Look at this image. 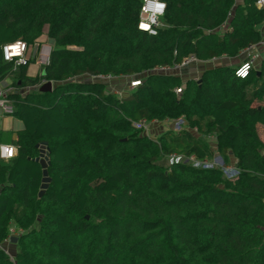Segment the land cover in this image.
<instances>
[{"label": "trees", "instance_id": "trees-1", "mask_svg": "<svg viewBox=\"0 0 264 264\" xmlns=\"http://www.w3.org/2000/svg\"><path fill=\"white\" fill-rule=\"evenodd\" d=\"M162 1L153 36L138 29L141 0H0V46H32L45 27L55 43L40 75L27 77L29 65L14 72L11 114L25 128L16 156L0 161V264H264V104L254 105L264 57L246 78L223 65L183 88L179 75L149 74L122 97L91 79L141 75L190 55L233 58L262 40L256 0ZM13 71L0 50V81ZM48 81L57 84L51 92H18ZM181 116L186 129L157 139L136 126ZM193 128L216 138L225 165L235 159L236 178L160 163L214 158ZM43 142L51 182L40 196L34 158ZM13 227L21 232L12 258L3 246Z\"/></svg>", "mask_w": 264, "mask_h": 264}, {"label": "built area", "instance_id": "built-area-1", "mask_svg": "<svg viewBox=\"0 0 264 264\" xmlns=\"http://www.w3.org/2000/svg\"><path fill=\"white\" fill-rule=\"evenodd\" d=\"M255 4L258 8L264 9V0H256ZM166 10V4L162 0H141V9L139 14V23H138V29L144 32H147L149 35H157L158 28L161 25V19L165 14ZM224 27V25L222 26ZM261 44L264 46V41L261 42ZM255 46V45H254ZM254 46H250L241 52L244 55V59L241 61V63L236 67L235 74L238 77L246 78L251 70L255 69L259 63V61L264 57V50L262 53L256 52L253 50ZM2 58L5 62H9L13 65V70L16 71L19 68L23 66H28L30 64L31 57L29 55V45L22 41L17 40L15 42L6 43L0 46ZM240 52V53H241ZM202 62L198 60L194 55H190L182 60L181 63L169 65V66H158L155 67L149 71H147L148 74H176L180 69H183L184 67H188L191 64ZM248 66L245 69V66ZM113 76H97L93 77L95 81H104L106 79H110ZM141 83V80H133L131 81L130 86L136 87ZM182 89H176V92H181ZM9 91L6 92H0V107L5 109L7 112L12 111V107L10 106L11 101L9 99ZM10 107V109H9ZM155 121H147L145 119L140 120L136 123V126L139 128H142L143 132L146 135H149V126L153 124ZM174 132H179L182 129L187 128V121L186 119L181 116L174 120ZM193 132H198L197 128L192 129ZM13 149V152L11 155L8 154L7 149ZM17 149L14 146L11 145H0V158L3 160H9L16 156ZM171 158L172 164L180 163V162H194L192 166L196 168H206L210 169L213 167L219 168L218 165L210 164L209 161H201L198 160L195 156H190L188 158L182 156L173 154L169 156ZM171 164V165H172ZM224 166V165H222ZM223 170V168H221ZM225 170H223L224 172ZM225 173V172H224ZM234 177H230V179H233ZM11 234L9 239L10 241L11 237L19 236L20 230H16L14 227L11 228Z\"/></svg>", "mask_w": 264, "mask_h": 264}, {"label": "rangeland", "instance_id": "rangeland-1", "mask_svg": "<svg viewBox=\"0 0 264 264\" xmlns=\"http://www.w3.org/2000/svg\"><path fill=\"white\" fill-rule=\"evenodd\" d=\"M54 44H55L54 41L52 39H50V37L48 35V27H45L44 28V34L42 35V37L39 39V41L36 44H34L33 46H29V49L31 50V52H36V54H37L36 56H37V58H39V55H40L41 51L43 50L42 49L43 46H45V47L50 46L51 48H53ZM50 54H51V52H49L48 59L50 58ZM232 60H234V59H232ZM44 61H43V64L40 66L39 75L41 74L43 67L47 63V61H46L44 64ZM224 62H226V61H223V60L220 61V59L219 60L214 59L211 61L194 63L188 67H184L183 69H180L175 75H179L182 78L184 85L186 86V82L188 80L194 79V80L201 81L202 74L205 70L215 68L217 66H223L222 64H224ZM30 63H31V61H30ZM237 64H239V62ZM237 64H233V66H237ZM29 66H30V64H29ZM14 72L15 71H13L12 73H14ZM147 75H149V74L147 72H145L141 75H134V76H119V77L113 76L112 78L106 79L103 82L106 84L107 90L110 93H113V94H116V95L122 97V96L128 95L133 90L134 87L132 88V86H130L131 81H133V80L143 81ZM84 78L87 79V77H84ZM91 79L94 80L93 78H91ZM16 80L17 79L15 78L13 80V82H15ZM56 85H57L56 83H53L54 87ZM13 87L16 88L14 85H13ZM181 92H177V93L179 95H181ZM23 94H24V91H23ZM173 128H174V122H172V120H166V121H162V122L155 121L153 124H151L149 126V134L154 139H157L162 134H164L166 132L173 131ZM258 134L260 137L262 136L264 138V130L259 131ZM193 135L196 138H202L203 141L205 142V144L213 151L214 158L212 160H210L208 163L218 165L219 168H223V170H225L224 175L226 178H230V177L236 178L238 176V170H237L235 164L232 163L229 165H225L223 160L221 161L219 159L220 156L217 154V145H216V138L215 137H213V136L200 137V134L197 132H193ZM262 142L264 143V139ZM1 160H0L1 162L7 161V160H3V159H1ZM160 163L162 165H164L165 167L166 166L168 167L172 164L171 158L170 157L164 158L161 160ZM187 163H190L191 165L194 164V162H191V161H188ZM222 165H224V166H222ZM15 237H17V236H15ZM3 247L10 254V256L13 258L14 255L16 254L15 243H13L10 240V241L6 242V244Z\"/></svg>", "mask_w": 264, "mask_h": 264}, {"label": "crops", "instance_id": "crops-1", "mask_svg": "<svg viewBox=\"0 0 264 264\" xmlns=\"http://www.w3.org/2000/svg\"><path fill=\"white\" fill-rule=\"evenodd\" d=\"M236 1L238 4L243 3V0H236ZM259 30L262 36L261 42H263L264 41V22L259 26ZM261 42L254 46L253 48L254 51L256 52L258 51L260 53L263 52L264 46L261 44ZM42 49L43 50L41 51L39 58H37L36 52H31V50L29 51V55L31 57V60H30L31 63H30V66H28L26 70L27 77L38 76L40 73V66L43 64V61L45 60L44 64L46 61L48 63L49 52H51L52 48L50 46H47V47L43 46ZM242 53L243 52H241L238 56L233 57V58L224 56V57H220L217 59L218 60L220 59V61L222 60L226 61L222 65L232 66L233 64H237L238 62L239 64L241 63V61L244 59V55ZM261 60L259 61L258 65L260 64ZM202 62H206V61H202ZM239 64H237V66ZM15 78H16L15 74L10 73V75H8L2 81H0V92H6V91L15 92L16 88L13 87L14 85L13 80ZM39 87H40L39 85L24 87V88H21V90H18V92L23 95V91H24V94H26L28 92L35 91L37 89L39 90ZM263 104H264V92L260 91L255 97L254 105H263ZM24 128H25L24 123L20 118L16 117L15 115L11 114L10 112H7L5 109L0 107V145H11L17 149V141L19 139V134L20 132L24 130ZM257 129L259 133V131L264 130V126L261 124H258ZM260 138L263 141L264 138L262 136ZM235 162H236L235 159L232 158L230 164L232 163L235 164Z\"/></svg>", "mask_w": 264, "mask_h": 264}, {"label": "water", "instance_id": "water-1", "mask_svg": "<svg viewBox=\"0 0 264 264\" xmlns=\"http://www.w3.org/2000/svg\"><path fill=\"white\" fill-rule=\"evenodd\" d=\"M185 85H183V88ZM54 89L53 82L48 81L40 85L39 91L41 92H51ZM37 147L39 148V156L34 158V160L38 163H40L42 170H43V178H42V185H41V191L39 195L41 196L44 191L47 189L49 183L51 182V178L48 175V165L50 164V149L48 147V144L46 142H43L41 144H38ZM219 159L222 161V158L219 157ZM17 237H11V241L13 243L17 242Z\"/></svg>", "mask_w": 264, "mask_h": 264}, {"label": "clouds", "instance_id": "clouds-1", "mask_svg": "<svg viewBox=\"0 0 264 264\" xmlns=\"http://www.w3.org/2000/svg\"><path fill=\"white\" fill-rule=\"evenodd\" d=\"M247 67H248V66L246 65V66H245V69H246ZM7 152H8V153L10 152V153L12 154L13 149L9 148V149H7ZM11 154H10V155H11Z\"/></svg>", "mask_w": 264, "mask_h": 264}, {"label": "snow or ice", "instance_id": "snow-or-ice-1", "mask_svg": "<svg viewBox=\"0 0 264 264\" xmlns=\"http://www.w3.org/2000/svg\"><path fill=\"white\" fill-rule=\"evenodd\" d=\"M8 154L10 155L11 153L9 152Z\"/></svg>", "mask_w": 264, "mask_h": 264}]
</instances>
